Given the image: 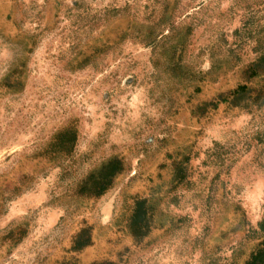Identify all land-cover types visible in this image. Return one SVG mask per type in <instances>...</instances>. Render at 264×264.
<instances>
[{"label": "rangeland", "instance_id": "1", "mask_svg": "<svg viewBox=\"0 0 264 264\" xmlns=\"http://www.w3.org/2000/svg\"><path fill=\"white\" fill-rule=\"evenodd\" d=\"M263 223L264 0H0V264H248Z\"/></svg>", "mask_w": 264, "mask_h": 264}, {"label": "trees", "instance_id": "2", "mask_svg": "<svg viewBox=\"0 0 264 264\" xmlns=\"http://www.w3.org/2000/svg\"><path fill=\"white\" fill-rule=\"evenodd\" d=\"M264 226V223L261 224V228ZM248 264H264V243L262 244L261 249H259L251 258Z\"/></svg>", "mask_w": 264, "mask_h": 264}]
</instances>
